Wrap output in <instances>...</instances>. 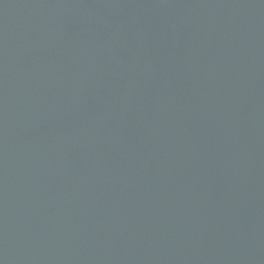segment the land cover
<instances>
[{"label":"water","instance_id":"1","mask_svg":"<svg viewBox=\"0 0 264 264\" xmlns=\"http://www.w3.org/2000/svg\"><path fill=\"white\" fill-rule=\"evenodd\" d=\"M0 264H264V0H0Z\"/></svg>","mask_w":264,"mask_h":264}]
</instances>
